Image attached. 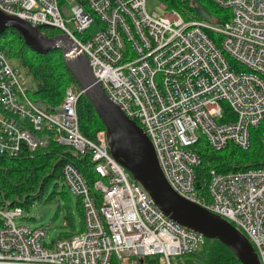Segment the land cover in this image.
<instances>
[{
  "label": "built area",
  "instance_id": "1",
  "mask_svg": "<svg viewBox=\"0 0 264 264\" xmlns=\"http://www.w3.org/2000/svg\"><path fill=\"white\" fill-rule=\"evenodd\" d=\"M148 1L0 0V11L68 36L110 101L149 136L171 188L229 221L264 264V167L212 170L205 199L195 149L204 142L215 152L230 145L249 150L253 132L264 147V0H211L230 12L223 23L186 21L166 0L150 11ZM66 4L74 31L61 10ZM95 23L102 29L87 38ZM82 96L68 88L62 106L41 107L0 49V155L17 158L56 142L90 155L98 176L92 187L74 165L64 167L63 183L84 209V230L72 237L47 244L48 229L17 225L23 208H0V264H112L154 256L173 264L200 251L207 239L157 208L113 158L105 133L97 141L82 134Z\"/></svg>",
  "mask_w": 264,
  "mask_h": 264
},
{
  "label": "trees",
  "instance_id": "2",
  "mask_svg": "<svg viewBox=\"0 0 264 264\" xmlns=\"http://www.w3.org/2000/svg\"><path fill=\"white\" fill-rule=\"evenodd\" d=\"M166 5L169 9L178 11L186 21L203 18L210 22L223 23L230 16L229 11L211 0H166ZM201 11L205 12L207 17H204ZM41 32L49 37L59 35L53 28L44 27ZM208 34L216 38L214 33ZM5 47L12 57L14 53L17 56L15 59L24 72V75L20 73L22 83L26 85V80L30 78L36 82L37 86L31 92V99L41 107L50 110L62 106L68 88L76 92L82 91L67 67L62 51L55 50L47 55L35 53L25 44L20 33L13 29L0 35V49L5 50ZM78 116L82 134L90 140L97 141L98 134L105 132V126L85 95L80 98ZM195 149L202 158V164L196 170L197 188L205 199L209 198L207 184L212 170L231 173L264 167V147L259 133L253 132L252 146L249 150L230 145L225 150L215 152L204 142L198 143ZM67 164L74 165L93 187L98 176L90 155L80 156L56 142L34 154L25 152L17 158L0 155V208L21 207L24 212L29 210L30 206L43 198L51 183H56L57 186L63 183V170ZM78 199L83 231L84 209L81 199ZM98 201L101 203L100 198ZM73 220L72 217L68 218V225L71 227L74 226ZM73 235L69 233L61 238ZM189 257L194 258L192 264H241L225 245L208 239L200 251ZM145 263L144 260L143 264ZM138 264H141L140 261Z\"/></svg>",
  "mask_w": 264,
  "mask_h": 264
},
{
  "label": "water",
  "instance_id": "3",
  "mask_svg": "<svg viewBox=\"0 0 264 264\" xmlns=\"http://www.w3.org/2000/svg\"><path fill=\"white\" fill-rule=\"evenodd\" d=\"M207 17L205 12H202ZM16 30L34 52L47 55L60 50L65 63L78 81L105 126V138L113 158L147 191L154 204L167 217L206 239L218 241L231 250L241 264H261L249 239L229 221L178 195L160 167L154 145L146 132L110 101L97 83L88 57L65 34L46 36L39 28L0 11V35ZM44 211L42 216L47 214ZM144 260H140L143 264Z\"/></svg>",
  "mask_w": 264,
  "mask_h": 264
},
{
  "label": "rangeland",
  "instance_id": "4",
  "mask_svg": "<svg viewBox=\"0 0 264 264\" xmlns=\"http://www.w3.org/2000/svg\"><path fill=\"white\" fill-rule=\"evenodd\" d=\"M160 5V0H149L147 7L150 11H159ZM61 10L65 20L67 22L69 21V23H67V27L74 31L75 26L72 22H70L73 17L72 6L69 4L63 5ZM195 20L204 19L192 18L189 21ZM101 29L102 26L98 23H95L85 33V35L87 38L94 37ZM54 31L59 35L62 34V31L59 29H54ZM5 48L4 51L6 54H8L10 64L14 68L18 69L22 75H24V72L20 68L17 59H15L17 57L15 53L14 57H12L7 47ZM24 86L27 88L28 94L31 97V92L36 89V82L30 78L26 80V85ZM103 133L104 132L99 133L98 138L101 137ZM78 202V197L70 189H68L64 183H59L58 186L56 183H51L43 198L30 206L29 210H25L24 219L16 220L17 225H24L33 229L39 227L48 229L49 234L48 238L46 239L47 244L60 239L63 235L69 233L77 234L83 227L82 215L79 210ZM44 211H48V213L42 216ZM69 217L74 219V226L72 227L68 225ZM139 261V259H124L122 261H119L116 258L114 259V262L118 264H138ZM192 261H194V258L192 257L174 258L173 264H192ZM145 262V264H167L162 256L147 258L145 259Z\"/></svg>",
  "mask_w": 264,
  "mask_h": 264
},
{
  "label": "bare ground",
  "instance_id": "5",
  "mask_svg": "<svg viewBox=\"0 0 264 264\" xmlns=\"http://www.w3.org/2000/svg\"><path fill=\"white\" fill-rule=\"evenodd\" d=\"M36 53V52H35Z\"/></svg>",
  "mask_w": 264,
  "mask_h": 264
}]
</instances>
